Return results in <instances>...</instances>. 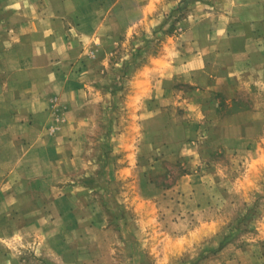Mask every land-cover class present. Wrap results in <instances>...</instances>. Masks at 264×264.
I'll return each mask as SVG.
<instances>
[{
  "label": "crops",
  "instance_id": "0c3cea01",
  "mask_svg": "<svg viewBox=\"0 0 264 264\" xmlns=\"http://www.w3.org/2000/svg\"><path fill=\"white\" fill-rule=\"evenodd\" d=\"M154 3L0 0V264H28L14 249L23 240L39 239L67 254L79 244L78 231L97 228L99 208L87 199L86 186L71 178L89 150L92 115L84 106L100 93L111 56L149 19ZM211 3L197 21L191 15L183 47H171L170 58L154 57L139 72V87L152 75L155 103L173 82L206 88L190 96L200 98L221 87L232 92L249 68L263 75L264 0ZM192 102L186 108L201 118L220 119L215 132L222 136L232 132L226 126L231 119H254L248 126L257 133L264 118L257 108L218 118L214 103ZM255 229L256 238L237 249L234 264H264V218ZM84 255L83 249L67 254L75 264Z\"/></svg>",
  "mask_w": 264,
  "mask_h": 264
},
{
  "label": "rangeland",
  "instance_id": "374dc122",
  "mask_svg": "<svg viewBox=\"0 0 264 264\" xmlns=\"http://www.w3.org/2000/svg\"><path fill=\"white\" fill-rule=\"evenodd\" d=\"M211 1L154 0L84 106L92 115L89 150L71 178L86 186L101 220L78 231L79 244L67 253L85 250L80 264H234L237 249L256 238L264 218V118L257 133L248 126L254 119H231L225 137L215 132L220 119L186 107L214 103L218 118L232 109L263 112L264 73L243 71L233 93L221 87L202 94L204 87L173 82L156 103L152 75L136 85L154 57L170 58L171 47L185 45L191 15L197 21ZM197 90L202 96L191 98ZM14 247L28 264H75L39 239Z\"/></svg>",
  "mask_w": 264,
  "mask_h": 264
}]
</instances>
